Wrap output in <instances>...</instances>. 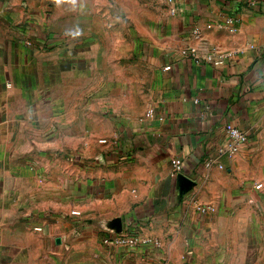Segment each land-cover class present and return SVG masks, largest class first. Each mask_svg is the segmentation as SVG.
<instances>
[{"label": "crops", "instance_id": "1", "mask_svg": "<svg viewBox=\"0 0 264 264\" xmlns=\"http://www.w3.org/2000/svg\"><path fill=\"white\" fill-rule=\"evenodd\" d=\"M0 264H264V0H0Z\"/></svg>", "mask_w": 264, "mask_h": 264}, {"label": "built area", "instance_id": "2", "mask_svg": "<svg viewBox=\"0 0 264 264\" xmlns=\"http://www.w3.org/2000/svg\"><path fill=\"white\" fill-rule=\"evenodd\" d=\"M234 22H235V18L232 17L227 18L223 26L233 31ZM223 26L219 25L220 28ZM207 27L211 28V26H207ZM58 41H61V38H59L58 36H53L50 33H47L46 35L31 34L24 40L23 45L26 48L36 47L43 50H47L53 45V43ZM222 63L223 60L213 61L214 65H221ZM152 114H153L152 111H149L147 112L146 117H151ZM225 131L228 135V140H229L227 151L230 155H234L235 153H237L239 148L247 142V137L238 128L232 126L231 124H227L225 126ZM171 165L176 172H180L183 168L182 162L178 159H173L171 161ZM206 167L209 168L210 163L206 164ZM198 210L201 213H207L212 211V208L198 206ZM73 214H78V212H74ZM34 230L39 231L40 228H34ZM104 242L109 245H127L130 247H133L136 244V240L134 238H130L123 235L109 236L105 238Z\"/></svg>", "mask_w": 264, "mask_h": 264}]
</instances>
